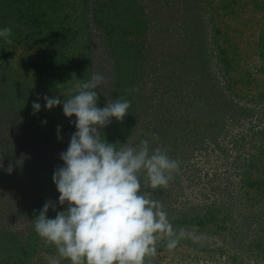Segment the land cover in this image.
I'll use <instances>...</instances> for the list:
<instances>
[{"label":"trees","instance_id":"1","mask_svg":"<svg viewBox=\"0 0 264 264\" xmlns=\"http://www.w3.org/2000/svg\"><path fill=\"white\" fill-rule=\"evenodd\" d=\"M262 1L0 0V28L12 29L10 44L0 38V156L4 162L17 163L6 179L14 182L19 200L16 213L21 214L22 225L11 229L0 211V264H48L41 256L57 255L55 247L42 249L33 220L46 201L56 206L55 211L49 208L48 218L66 210V204L58 203L52 175L63 166L60 153L66 151L76 131L70 123L76 118L67 117L59 125L61 139L57 138V128L43 129L47 111L34 113L29 106L36 97L48 93V78L52 88L58 84L63 91L71 82L73 95L77 80L87 81L100 74L105 82L95 89L98 107L117 98L131 102L123 121L112 118L99 131L110 143L137 146L148 139L152 148L162 145L180 162L167 188L145 189L168 211L183 169L197 171L191 159L215 144L229 125L232 129L234 120L243 121L251 115L249 108L233 99V92H239H235L237 84L232 76L239 60L236 54L243 47L239 45L247 46L248 40L243 38L240 23L230 22L229 27L224 19L231 11L244 10L247 3L264 12ZM238 2L243 5L235 7ZM19 38L24 44L31 40L32 49L23 52L29 54L26 59L15 56ZM263 40L261 35L259 41ZM213 54L220 64L219 72L213 65ZM217 73L224 77L223 84ZM240 73L242 79L250 74L244 69ZM40 80L47 81L39 84ZM133 87L138 91H132ZM188 99L193 103L190 107L185 105ZM241 133L232 136L236 168L227 190H232L238 176L239 186H235L241 191V200L257 202L264 190V148L250 154L244 146L247 138ZM153 134L159 139L154 140ZM141 180L144 182L143 175ZM5 188L0 187L1 194H6ZM204 215L214 218L212 210ZM207 220L197 216L171 223L183 228L195 224L202 229ZM221 225L227 229L226 220ZM146 264L155 263L146 258Z\"/></svg>","mask_w":264,"mask_h":264},{"label":"clouds","instance_id":"2","mask_svg":"<svg viewBox=\"0 0 264 264\" xmlns=\"http://www.w3.org/2000/svg\"><path fill=\"white\" fill-rule=\"evenodd\" d=\"M11 35V27L0 28V38L6 43L12 42ZM77 81L68 99L43 97L45 110L62 104L65 117L75 116L70 123L76 131L66 151L60 153L63 166L52 175L58 203L66 204V210L48 218L49 208L55 211L56 206L46 201L33 220L34 231L56 249L49 264L62 260L69 264H146V258L156 256L161 240L171 250L186 235L184 229L177 233L162 203L145 191L167 188L180 162L168 155L166 147L152 148L148 139L137 146L107 142L99 130L112 118L123 121L131 102L117 98L100 108L95 89L105 77L96 74ZM32 109L38 112L40 103L33 102ZM59 131L58 126L57 138L61 139ZM153 139L159 137L153 134ZM117 144L122 146L117 148Z\"/></svg>","mask_w":264,"mask_h":264},{"label":"rangeland","instance_id":"3","mask_svg":"<svg viewBox=\"0 0 264 264\" xmlns=\"http://www.w3.org/2000/svg\"><path fill=\"white\" fill-rule=\"evenodd\" d=\"M258 1L263 2L262 0ZM249 4L247 3L242 11L236 9V11L229 12L226 16L227 19H224V24H228L230 27V22L240 23V27H243L241 30L244 32L243 38L248 40L247 46L242 43L239 45L243 46L241 51L236 54L240 63L237 60L232 76L235 81L233 84H237L235 92H239V95L233 92V99L239 106L244 104V107L249 108L251 115L243 121L234 120L235 125H232V129L229 125L223 130L215 144L211 143L210 146L208 145L207 151H201L191 159L192 167L197 169L195 173L189 167L183 169L181 183L175 186L174 193H172L173 199L170 206L168 205L169 210L166 211L169 221L181 218L191 219L197 216H203L210 220L206 221V226L202 229L197 228L195 224H189L185 228L173 225L177 233L184 229L186 235L171 250L167 247L163 248L164 245L166 246V240H161L157 245L156 256L151 257L155 264H264V190H262V197L258 198L257 202L254 201L255 203L241 200V191L235 186H239L240 178L238 176L235 177L232 190H227L228 181L234 177L233 170L236 168L233 165L235 149L232 144V138L234 139L232 136H237L241 132L242 135L245 134L247 140L244 141V146L250 149L248 150L252 155L258 149L264 148V40L259 41L260 36H264V12L258 11L259 9L255 8L253 4ZM242 5V2L235 3V7ZM248 28L249 30H247ZM19 40L15 56L26 59L29 54L23 52L32 49L31 40L26 41L25 44L21 38ZM216 59L217 57L213 54L212 62L219 72L221 67L219 68L220 64ZM13 63L16 64V61ZM242 69L246 73L248 70L251 74L247 73V79H242L243 74L240 73ZM67 73L70 74L71 69ZM44 75L46 76V74ZM31 76H33L32 73ZM216 76L220 77V74ZM223 78L221 76L219 80L222 84L225 80ZM46 81L40 80L39 84ZM69 84L70 88L68 87L66 91H63L58 84L57 87L52 88V80L49 77L48 89H46L48 93L44 92L38 96L39 100L36 97L34 102L41 105L39 111L48 113L43 129H54L66 122L67 117L63 114L62 104L45 110L43 97L59 96L61 100L68 99L72 91V83L69 82ZM38 86L42 87V85ZM54 89L55 91H53ZM191 103L192 101L188 99L186 107H190L193 104ZM31 105L29 108L32 109ZM257 131H262L263 134L258 135ZM252 133L255 134V137L252 136ZM223 149L224 154L222 153ZM6 163L0 156V187H6L4 191L6 194L0 193V204L3 205H0V211L4 214V222L11 229L17 230L22 226L20 224L21 214L16 213L19 200L13 191L15 190L14 182L9 183L10 179H6L10 178L17 163L13 160ZM261 188L264 189V187ZM208 210L213 211V220L204 215L208 213ZM222 220L227 222L225 230L221 225ZM38 243L43 246L44 250L54 247L46 245L42 240ZM54 256L56 255L53 254L49 257L44 254L41 257L45 258L49 264L50 258ZM35 259L37 258L33 260Z\"/></svg>","mask_w":264,"mask_h":264}]
</instances>
